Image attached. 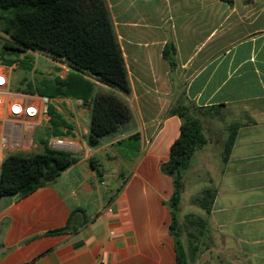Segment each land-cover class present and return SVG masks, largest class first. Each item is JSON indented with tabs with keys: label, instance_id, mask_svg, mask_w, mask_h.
<instances>
[{
	"label": "crops",
	"instance_id": "0c3cea01",
	"mask_svg": "<svg viewBox=\"0 0 264 264\" xmlns=\"http://www.w3.org/2000/svg\"><path fill=\"white\" fill-rule=\"evenodd\" d=\"M105 3L130 92L83 76L93 83L92 94L113 92L125 101L130 119L90 148L88 106L74 97L50 98L79 148L77 160L50 184L12 196L0 211V264H176L166 204L172 183L159 166L179 133L178 117L166 112L183 96L198 107L218 105L200 114L207 142L183 172L216 189L197 235L208 252L224 247L225 264H264V0ZM166 44L174 47L172 67L161 54ZM71 70L68 65L66 73ZM220 110L227 112L225 123L214 117ZM231 123L238 128L222 162ZM135 132L138 152L122 155L118 141ZM90 157L99 161L100 176ZM182 182L183 219L205 216L190 201L202 188L184 200ZM69 216L67 231L45 233L65 226ZM196 257L195 251L191 264Z\"/></svg>",
	"mask_w": 264,
	"mask_h": 264
},
{
	"label": "trees",
	"instance_id": "16d2710c",
	"mask_svg": "<svg viewBox=\"0 0 264 264\" xmlns=\"http://www.w3.org/2000/svg\"><path fill=\"white\" fill-rule=\"evenodd\" d=\"M231 3L232 0H222ZM0 33L8 40L0 42V59L5 65L26 50L40 51L53 59L65 61L71 68L66 75L53 80H43L41 85L26 89L49 98L55 96L74 97L89 108V129L86 144L98 146L101 138L113 134L130 119V110L125 101L113 92L92 94L93 83L83 74L129 94L130 86L123 57L113 30L105 0H0ZM162 57L169 66L174 65V47L166 44ZM26 58H28L26 56ZM26 69L29 67L22 63ZM218 108L198 107L184 96L166 112L178 117L179 133L169 147L166 161L159 166L160 172L171 178L172 191L166 204L170 211L169 234L173 238L176 264H191L196 246L189 241L184 247L180 240L178 210L182 191V174L191 165L195 152L204 146L207 139L202 130L200 114L204 110ZM49 121L45 130L49 135L61 136L66 121L51 106H48ZM238 125L226 127L220 158L225 162L233 145ZM139 134H130L118 141L121 154L132 157L139 149ZM40 152L7 154L0 165V195L24 196L34 189L50 184L63 170L77 160L70 151L53 149L42 140ZM128 157V156H127ZM91 168L97 176L102 174L99 161L89 158ZM216 189L203 187L190 201L202 209L205 216L191 213L184 215V222L199 232L206 227ZM70 216L65 226L48 230L55 234L68 230ZM189 235H192L189 234Z\"/></svg>",
	"mask_w": 264,
	"mask_h": 264
},
{
	"label": "rangeland",
	"instance_id": "374dc122",
	"mask_svg": "<svg viewBox=\"0 0 264 264\" xmlns=\"http://www.w3.org/2000/svg\"><path fill=\"white\" fill-rule=\"evenodd\" d=\"M8 40V37L0 33V42ZM26 56L28 58H26ZM12 62L10 64H14V66L11 68V78L13 83L16 85L15 87L18 89L26 90L27 88H35L37 85H41L43 80H53L56 77H59V75H65L66 68L68 67V64L62 61L60 64H55L52 61L49 60V58L46 56L45 53L40 51H34L26 50L25 52H20L18 55L13 56L11 55ZM24 63L29 68L26 69V67L23 66ZM28 80L29 82H27ZM29 83V84H28ZM96 91H101L102 89L96 87ZM67 110V108H66ZM215 119L217 122L223 121L224 123L227 121V112L224 110L218 111L216 114H214ZM67 123V122H66ZM64 129L65 133L61 136H57L58 138L67 141L72 142V135L70 133V128L67 125V127H62ZM48 137L49 134L47 130H45L44 126L36 127L34 130L33 138H34V144L35 146L31 147L29 150L22 151L24 154L28 153H34V152H40L43 148V142L42 140L46 141V145L48 146ZM49 147V146H48ZM71 153L77 155L79 152L78 146L75 147V149L70 150ZM185 183L184 188V200L187 198L190 194H196L201 188L202 185L199 184V181H196L194 177H187L185 174H182V179ZM182 191H183V182H182ZM181 191V194H182ZM187 204L185 203L184 206L181 207V211L178 210V222L180 225V240L184 247H186L185 242H191L193 245L196 246V253L197 257L194 262V264H225L222 262L224 259V255L222 252V249H224L221 245H216L213 250L208 252L204 244L200 241V236H198V232L196 227L188 225L184 222V219L182 217L183 213L186 211ZM198 209V208H197ZM195 215V214H192ZM192 235H189L191 234ZM209 233V232H208ZM204 236V235H202ZM218 255V256H216ZM221 257V258H220ZM237 264H243L241 262H237Z\"/></svg>",
	"mask_w": 264,
	"mask_h": 264
},
{
	"label": "built area",
	"instance_id": "2783aa9c",
	"mask_svg": "<svg viewBox=\"0 0 264 264\" xmlns=\"http://www.w3.org/2000/svg\"><path fill=\"white\" fill-rule=\"evenodd\" d=\"M0 59V165L7 154L29 150L34 144L36 127H47L50 98L16 88L12 83L11 68ZM48 146L70 151L71 142L49 135Z\"/></svg>",
	"mask_w": 264,
	"mask_h": 264
},
{
	"label": "water",
	"instance_id": "95a60500",
	"mask_svg": "<svg viewBox=\"0 0 264 264\" xmlns=\"http://www.w3.org/2000/svg\"><path fill=\"white\" fill-rule=\"evenodd\" d=\"M11 196L8 194L0 195V211L5 209L11 203Z\"/></svg>",
	"mask_w": 264,
	"mask_h": 264
}]
</instances>
